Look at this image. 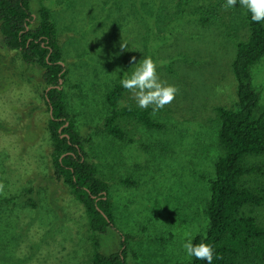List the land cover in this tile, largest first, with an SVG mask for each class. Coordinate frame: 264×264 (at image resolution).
Listing matches in <instances>:
<instances>
[{
	"label": "rangeland",
	"instance_id": "rangeland-1",
	"mask_svg": "<svg viewBox=\"0 0 264 264\" xmlns=\"http://www.w3.org/2000/svg\"><path fill=\"white\" fill-rule=\"evenodd\" d=\"M204 1L189 0L184 14L190 18L178 21L179 0H43L68 71L62 82L67 111L109 185L115 228L99 237L100 251H118L121 233L128 234L127 264L188 261L185 233L193 238L207 224L217 156L214 107L235 101V39L218 23L195 19L193 9ZM39 2L30 0L33 15ZM234 28L245 38L241 20ZM146 56L156 62L159 79L178 89L153 115L165 129L127 126L133 143L102 135L105 92ZM252 83L264 108V55L252 66ZM43 90L41 69L6 48L0 34V198L16 195L0 204V264H90L83 207L53 176ZM124 98L137 104L129 91ZM29 189L34 192L20 195Z\"/></svg>",
	"mask_w": 264,
	"mask_h": 264
},
{
	"label": "trees",
	"instance_id": "trees-1",
	"mask_svg": "<svg viewBox=\"0 0 264 264\" xmlns=\"http://www.w3.org/2000/svg\"><path fill=\"white\" fill-rule=\"evenodd\" d=\"M188 2L179 0L174 20L190 18L184 14ZM225 3L226 0H205L193 9V16L200 24L216 22L235 39V54L230 64L235 80V101L229 107H214L217 129L213 145L217 156L204 210L207 224L192 242L212 246V264H264V108H258L259 91L252 83V66L264 55V21L253 22L239 0L235 7L227 10L222 7ZM237 19L247 28L243 39H239L234 28ZM0 34L6 48L17 51L26 65L41 69L42 97L47 110L52 109L47 130L53 176L69 188L83 207L93 242L90 264H127L128 234L121 233L123 239L118 251L109 254L100 251L99 237L115 228L109 185L99 175L95 163L88 159L85 144L89 140L80 134L67 111L62 82L68 71L62 64L50 8L40 0L33 15L30 0H0ZM127 91L116 83L105 92L109 111L99 132L133 143L127 126L137 124L148 130L163 131L166 124L152 115V107L142 109L125 100ZM119 182L134 184L129 183L128 178ZM33 192L29 189L20 195ZM15 196L0 198V204ZM28 201L36 206L30 197ZM175 264H207V261L191 256L188 261Z\"/></svg>",
	"mask_w": 264,
	"mask_h": 264
},
{
	"label": "clouds",
	"instance_id": "clouds-1",
	"mask_svg": "<svg viewBox=\"0 0 264 264\" xmlns=\"http://www.w3.org/2000/svg\"><path fill=\"white\" fill-rule=\"evenodd\" d=\"M237 0H226L222 7L227 10L235 7ZM242 8L251 14V20L259 23L264 21V0H239ZM126 47V45H121ZM135 58H133V61ZM120 84L123 88L132 93L137 105L146 109L152 106V115H155L160 109L170 104L176 96L178 89L174 85H169L159 79L157 74V64L150 56H146L138 63H135L134 70L129 73L125 72ZM4 190L3 183H0V193ZM187 239L182 244L188 256H194L198 260H205L207 264H212L213 248L206 243L192 242L191 233H185ZM217 259L220 257L217 256Z\"/></svg>",
	"mask_w": 264,
	"mask_h": 264
},
{
	"label": "water",
	"instance_id": "water-1",
	"mask_svg": "<svg viewBox=\"0 0 264 264\" xmlns=\"http://www.w3.org/2000/svg\"><path fill=\"white\" fill-rule=\"evenodd\" d=\"M51 112H52V109H51V107L49 108V114H51ZM65 125H67V122L65 123ZM61 128H59V130H60ZM65 135H67V134H65Z\"/></svg>",
	"mask_w": 264,
	"mask_h": 264
}]
</instances>
